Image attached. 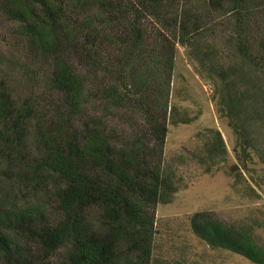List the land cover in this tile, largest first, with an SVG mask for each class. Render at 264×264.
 <instances>
[{"label":"trees","instance_id":"1","mask_svg":"<svg viewBox=\"0 0 264 264\" xmlns=\"http://www.w3.org/2000/svg\"><path fill=\"white\" fill-rule=\"evenodd\" d=\"M261 4L0 0L13 45L0 64L25 74L12 86L0 72V264H168L151 257V217L177 192L162 164L175 44L204 62L215 50L199 43L224 19L250 57L249 20ZM257 30L264 63V24ZM216 70L227 86L230 71ZM120 110L145 121L124 141L105 122ZM189 225L211 248L264 264L247 228L207 212Z\"/></svg>","mask_w":264,"mask_h":264},{"label":"rangeland","instance_id":"2","mask_svg":"<svg viewBox=\"0 0 264 264\" xmlns=\"http://www.w3.org/2000/svg\"><path fill=\"white\" fill-rule=\"evenodd\" d=\"M216 21L221 23L210 24L208 36L199 43L215 50L204 62L189 47L175 44L162 164L174 177L177 192L171 202L158 204L151 217V257L168 264H253L200 241L189 225L191 215L200 212L227 226L247 228L254 242L264 247V63L262 33L257 30L264 24V4L249 20L250 57L236 50L229 22ZM10 25L0 22V38L11 43H0L5 56L13 47L6 36ZM15 54L21 58L20 49ZM216 69L230 71L227 86ZM0 72H7L12 86L24 80L25 74L5 61ZM123 112L105 120L122 141L145 126L141 113L130 120Z\"/></svg>","mask_w":264,"mask_h":264}]
</instances>
